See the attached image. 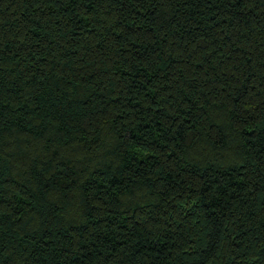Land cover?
<instances>
[{
    "label": "trees",
    "instance_id": "16d2710c",
    "mask_svg": "<svg viewBox=\"0 0 264 264\" xmlns=\"http://www.w3.org/2000/svg\"><path fill=\"white\" fill-rule=\"evenodd\" d=\"M0 264H264V0H0Z\"/></svg>",
    "mask_w": 264,
    "mask_h": 264
}]
</instances>
